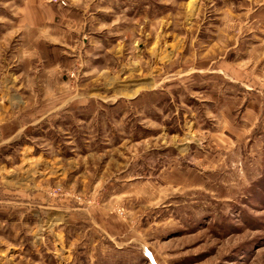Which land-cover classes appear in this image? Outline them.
Returning a JSON list of instances; mask_svg holds the SVG:
<instances>
[{"label":"rangeland","instance_id":"374dc122","mask_svg":"<svg viewBox=\"0 0 264 264\" xmlns=\"http://www.w3.org/2000/svg\"><path fill=\"white\" fill-rule=\"evenodd\" d=\"M0 264H264V0H0Z\"/></svg>","mask_w":264,"mask_h":264},{"label":"crops","instance_id":"0c3cea01","mask_svg":"<svg viewBox=\"0 0 264 264\" xmlns=\"http://www.w3.org/2000/svg\"><path fill=\"white\" fill-rule=\"evenodd\" d=\"M227 66H229V65L227 64ZM227 66H226V68H227ZM224 71H225V70H223V69L221 70V72L224 73V75H226L227 78H229V77H230V76H229V74H230L229 70L226 69V71H225V72H224ZM213 73H214V72H212V74H213Z\"/></svg>","mask_w":264,"mask_h":264}]
</instances>
